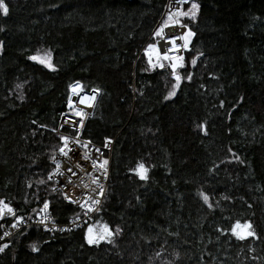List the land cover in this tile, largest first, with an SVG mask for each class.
Returning <instances> with one entry per match:
<instances>
[{"label": "trees", "instance_id": "obj_1", "mask_svg": "<svg viewBox=\"0 0 264 264\" xmlns=\"http://www.w3.org/2000/svg\"><path fill=\"white\" fill-rule=\"evenodd\" d=\"M166 1L4 0L2 204L24 218L46 200L57 221L80 212L50 179L75 84L100 92L83 136L116 139L94 220L26 227L0 264H264V0L186 2L199 9L182 15L194 35L179 68L139 55Z\"/></svg>", "mask_w": 264, "mask_h": 264}, {"label": "built area", "instance_id": "obj_2", "mask_svg": "<svg viewBox=\"0 0 264 264\" xmlns=\"http://www.w3.org/2000/svg\"><path fill=\"white\" fill-rule=\"evenodd\" d=\"M185 3L183 0L166 1L161 17L140 49L139 55L144 54L157 67L166 66L168 59L182 58L189 48L190 29L182 21V15H175L177 12H183ZM169 16L172 18L169 19ZM99 96L97 88L81 86L76 90L71 89L68 98L69 112L62 115L55 129L63 136V141L51 156L53 169L50 179L54 189L61 191L80 212L67 221H57L52 216L50 201L46 200L35 216L24 218L17 216L12 206L7 204L14 214H10L4 208V204H1L0 248L3 250L7 248L13 235L29 226H40L51 234H57L80 228L94 220L108 191L116 139L112 137L103 142H96L83 136V128L88 118L92 116ZM63 126L71 127L75 132L64 131ZM45 204L48 205L47 209L44 208Z\"/></svg>", "mask_w": 264, "mask_h": 264}, {"label": "snow or ice", "instance_id": "obj_3", "mask_svg": "<svg viewBox=\"0 0 264 264\" xmlns=\"http://www.w3.org/2000/svg\"><path fill=\"white\" fill-rule=\"evenodd\" d=\"M183 2H187V0H183ZM0 8H2V10H3V14H4V15H7V14H8V7H7V5L4 3V0H0ZM198 9H199V5H198V4H196V3H191L190 14H191L192 18H195L196 11H198ZM175 15H177V16H179V15H185V16H188V15H189V12H184V13L177 12ZM171 18H172V17L169 16V19H171ZM182 26H183V25H182ZM157 35H159V33H157ZM189 35H194V33L189 32ZM150 47H151V46H150ZM185 47H186V45H185ZM165 58H167V57H165ZM32 59H37V58H36V57H32ZM181 59H182V58H181ZM41 62L44 63L43 60H42ZM192 63L195 64V60H193ZM48 67H52V65L49 63V64H48ZM161 67H163V65H161ZM172 67L175 68V65H172ZM188 78L190 79L191 77H188ZM176 79H177V82H179V80H180V76L177 75V76H176ZM176 86L178 87L179 84L177 83ZM74 90H75V86H74ZM172 95H175V91H173L172 93H170V96H172ZM78 114H81V113H78ZM64 139L67 140V138H64ZM61 151L63 152V149H61ZM64 154L67 155V153H64ZM104 163L106 164L107 161H104ZM139 167H140V169H141L143 172H146V171H147V170L145 169V167H144L143 164H141ZM141 178H142V179H145L146 176L143 175V174H141ZM203 198H204V200H205L206 202L208 201V197H207V196H204ZM2 203H3V202L0 201V204H2ZM47 207H48V205L45 204V205H44V208L47 209ZM4 208H6L10 214H14V213L12 212V209L9 208L7 204H4ZM13 227H15V225H13ZM239 227H241V225H240L239 223H237L236 228H239ZM244 227H246V228H250L251 225H244ZM89 231L91 232V229H89ZM233 232H235V229H233ZM248 234H249V235H252L253 233L250 232V233H248ZM5 235H7V233H5ZM239 238L243 239L244 237H243V236H240ZM88 242H89V243H94V242H96V241H94L93 239H89ZM5 247H6V245H5ZM2 250H3V249L0 248V251H2Z\"/></svg>", "mask_w": 264, "mask_h": 264}, {"label": "rangeland", "instance_id": "obj_4", "mask_svg": "<svg viewBox=\"0 0 264 264\" xmlns=\"http://www.w3.org/2000/svg\"><path fill=\"white\" fill-rule=\"evenodd\" d=\"M191 3H196L195 1H192ZM191 3L188 5V9H183V12L182 13H184V12H189L190 13V8H191ZM197 4V3H196ZM189 35V34H188ZM189 39H190V35H189ZM47 64H49L50 63V61L49 60H47V61H45ZM166 63H169L170 65H175L176 67H180V66H183L184 65V63H185V60H184V58L182 57V59L180 58V59H173V58H171V59H168L167 61H166ZM177 75H179V73L176 71V74L174 75V77H175V79H176V76ZM181 80V79H180ZM180 80H179V82H180ZM179 82H177V79H176V82H175V84L173 85V87H172V89L170 90V93H172L173 91H176V89H177V83L179 84ZM75 86V90L76 89H78V88H80L81 87V85H79V84H75L74 85ZM74 86L73 87H71V89L72 90H74ZM71 91V90H70ZM170 95V94H169Z\"/></svg>", "mask_w": 264, "mask_h": 264}]
</instances>
